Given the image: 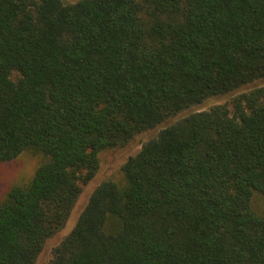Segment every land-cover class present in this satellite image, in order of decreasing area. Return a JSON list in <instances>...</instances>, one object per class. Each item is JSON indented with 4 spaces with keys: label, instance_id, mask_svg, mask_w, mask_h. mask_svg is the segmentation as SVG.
<instances>
[{
    "label": "trees",
    "instance_id": "trees-1",
    "mask_svg": "<svg viewBox=\"0 0 264 264\" xmlns=\"http://www.w3.org/2000/svg\"><path fill=\"white\" fill-rule=\"evenodd\" d=\"M261 79L264 0H0V161L43 157L0 200V264H36L100 152L161 125L49 264H264Z\"/></svg>",
    "mask_w": 264,
    "mask_h": 264
},
{
    "label": "rangeland",
    "instance_id": "rangeland-1",
    "mask_svg": "<svg viewBox=\"0 0 264 264\" xmlns=\"http://www.w3.org/2000/svg\"><path fill=\"white\" fill-rule=\"evenodd\" d=\"M63 1L66 3H71L76 2L78 0ZM258 84H264V79L259 80ZM244 89L248 88L245 87ZM231 97V95L211 97L200 105L192 107L187 112H190L192 110L206 109L211 105L217 103L229 102ZM162 126L163 125L158 126L150 131H145L141 134L136 135L135 138L125 146L106 149L100 152V168L98 170L97 175L88 183H81V195L77 200L66 225L63 229L58 231L56 234H54L51 238L47 240L43 251L40 253L36 261V264L50 263L53 257V248L57 244H59L61 240L74 227L81 211L87 204L90 195L95 189V187L106 178H112L116 181L122 182L124 180V173L121 168L122 164L130 155H133L140 150V148L142 147V143L145 140L157 134ZM42 160L43 157L41 155L36 154L31 150H26L13 160L0 161V200L6 195L12 185L30 180ZM261 199L262 198H256V201L260 206H264V201Z\"/></svg>",
    "mask_w": 264,
    "mask_h": 264
}]
</instances>
